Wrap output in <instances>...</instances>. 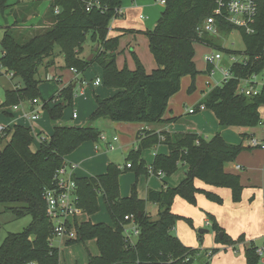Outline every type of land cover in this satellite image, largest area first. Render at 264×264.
Masks as SVG:
<instances>
[{
    "label": "trees",
    "instance_id": "16d2710c",
    "mask_svg": "<svg viewBox=\"0 0 264 264\" xmlns=\"http://www.w3.org/2000/svg\"><path fill=\"white\" fill-rule=\"evenodd\" d=\"M97 1L99 5L87 11L84 0H51L45 14L51 21L49 27L31 37L7 28L0 39V68L10 72L12 77H19L22 83L6 90L3 107L38 99V68L45 58L52 57L56 46L65 67L84 73L96 63L101 73L100 84L116 90L109 97L95 96L96 108L83 125L77 126L58 122L65 106L71 105L73 100L71 85L61 89L59 96L63 102L53 101L52 97L43 103L53 129L49 137L40 140L36 150L30 147L33 142L30 127L15 123L5 128L0 142L7 136L9 139L0 148V205L16 203L7 208L17 216L31 215L32 221L22 231L9 232L4 237L0 244V264H59V249L49 243L52 231L45 215L44 188L52 184L54 172L70 153L85 142L99 140L101 131L93 125L95 120L162 122L168 100L178 92L183 76L189 75L191 79L188 92L195 89V77L199 73L194 62L196 43L213 47L228 56L246 57L245 64L232 63L229 66L232 77L209 89L201 99L202 104L214 113L219 129L231 126L250 128L261 123L259 107L264 106V86L257 95L239 93L237 86L242 78L264 72V0H259L252 32L216 18L219 32L239 31L244 45L242 52L221 46L211 37L212 34L201 30L204 20L213 14L216 0H164V8L154 27L143 32L156 63V68L149 73L135 54L134 69L126 65L118 68V36L108 37V29L111 20L119 15L116 9L120 8L122 0ZM5 3L6 0H0V10ZM56 7L57 13L54 11ZM88 36L92 42L90 60L89 54L82 55ZM208 66L207 70L211 65ZM161 135L163 140L158 134L146 131L137 147L129 152L126 163L130 164L129 168L136 169L137 174H147L140 157L142 150L163 143L168 147V153L156 154L151 163L153 168L168 176L176 171L180 162L187 167L185 177L174 187L149 189L146 198L141 199L134 183L130 194L122 197L119 176L123 169L114 163L108 164L102 174L75 177L78 204L84 214L90 217L99 211L98 197L101 195L112 221V225H108L84 219L76 225L77 238L65 243L94 239L98 254L88 253L87 264H208L216 251L210 249L206 255H201L197 248L185 246L172 234L177 221L185 220L190 226L192 221L173 213L171 205L176 196L194 205L197 193L222 203L221 197L197 188L195 179L211 186L229 188L232 200L239 202L243 189L240 177L224 168L244 147L226 142L220 131L208 139L194 132ZM147 202L157 205L156 219L147 213ZM125 216L132 219H125ZM207 217L220 243L235 248L237 243L245 241L242 235L232 239L212 215L207 214ZM131 221L138 230L134 242L129 240L126 230ZM258 248L252 241L247 242L244 249L246 264H259Z\"/></svg>",
    "mask_w": 264,
    "mask_h": 264
},
{
    "label": "crops",
    "instance_id": "0c3cea01",
    "mask_svg": "<svg viewBox=\"0 0 264 264\" xmlns=\"http://www.w3.org/2000/svg\"><path fill=\"white\" fill-rule=\"evenodd\" d=\"M156 1L122 0L118 17L113 18L110 22L108 37L121 36L126 30L145 32L148 29H152L164 8V4H162L160 0ZM161 5H163V7ZM157 7L159 8L158 10ZM17 8V10L14 7L12 8V13L15 16L24 14V11H22L20 7ZM28 8L29 7H25V12L28 10ZM46 12L47 9L44 10L41 15H37L35 17L32 16V20H38V22L49 21V19L45 16ZM30 13L33 14L34 12ZM149 17L150 22L145 23ZM16 19L13 22H9L5 28L10 27L13 23H18L19 21L17 20L19 19ZM49 22L51 25V21ZM128 36V39H123L121 41L119 47L120 50L129 48V46L134 43V40L135 42L137 41L138 44L142 34H136L134 32L130 33ZM143 42L147 50L148 39L145 38ZM133 53H135V55L137 54L136 56L144 65L146 72L149 73L156 68L154 61L148 60V62H143L144 60L141 54H138L135 51ZM82 55H87V53H85L83 50ZM49 58L51 57L45 58L40 66H45V63H50V65L53 66L52 64H54V62H50V60H48ZM123 65H126L129 69H134L135 67L129 65L127 61L121 64L118 61L117 55L118 68L123 67ZM90 67H92L94 76L92 75V72L89 71L90 69H87L84 73H75L73 70H71V68H69L71 72L70 78L66 81L62 88L54 87L46 93L42 91L43 96L41 95V92H39L40 97H45L42 101V104L52 97H54L53 101L63 102L62 97L59 96V91L71 85L73 91V100L71 103L72 110L69 112L67 118L79 119L75 124L72 125L80 126L87 121L89 115L96 108L95 96L109 97V95L111 96L112 93L115 92V90H113V92L111 89L102 88V86H100L101 84L93 85V81L97 77L100 78L101 73L99 67L95 65V63H93ZM207 71L208 70H205V72ZM220 79L221 77L216 81V83H218ZM85 80H88L89 82H86ZM52 81H61V75L55 73L53 75ZM81 81H85L86 84L82 85ZM190 82L191 79L189 76L187 92ZM84 85L87 86V89L85 90ZM77 87H79V94L82 97L75 99L76 97L74 98V96L76 95L75 90ZM176 93L174 95H176ZM172 98H174L173 95L168 100V112H164L162 122L155 124H147L142 122H114V128L117 132L106 136H103L104 133H101V136L103 137L99 138L101 145L98 144V141L85 142L72 153H70L65 159L67 162H73L77 165V168L75 169V177H88L102 174L105 172L108 164L114 163L123 169V172L119 176L120 195L122 197L128 196L131 192L132 185L135 183V189L138 197L145 199L149 189L161 190L166 187L176 186L185 177L187 171V167L183 162H180L176 171L168 176L165 174L162 176L150 175L148 173L137 174L136 169L126 167V158L129 152L137 147L140 138L145 136L146 131L158 134L161 140H163L161 133L194 132L197 135L208 139L217 131H220L221 136L226 142L241 144L244 147V149L236 156V158L233 161L227 163L224 168L228 173L239 175L240 183L243 187L241 199L239 202H234L231 198V191L229 188L211 186L202 182L201 180L195 179L194 184L197 188L216 194L217 196L221 197L222 203L218 204L217 202L207 199L203 193H197L196 204L192 206L187 204L181 197L176 196L172 202L171 211L175 214L189 218L192 221V227H189L188 225H181V220H179L176 222L173 229L176 231L175 235L185 246L197 248L201 255H203V253L206 255V252L210 249H217L209 258L208 264H246L244 256L245 243L241 242V244L238 246V249H235L234 247L231 248L230 245L216 243L214 241V235H208V225H211V221L207 217V214L212 215L218 226L222 228V230L224 229L226 235L232 239H236L241 235V233H243L245 235V239H247L248 242L252 241L256 246L263 248L264 250V148L261 146L253 147L250 145L251 139H256L261 143H264V106L259 107L261 123H259L257 126L250 127L249 131L247 132H240L241 127L233 128V126H231L224 129H219L218 120L212 110L206 107L202 110L199 108V106L202 104V98L196 100L190 106L184 104L185 114L193 115L198 113L197 116L186 118V115L173 112V110L176 108L174 104H170V100ZM8 107L9 109L4 111L7 112L4 113L6 117H2L0 125L8 127L15 123H19L30 127L32 133V127L31 124H29V121H36L35 129L38 135L44 134L47 137L51 135L53 124L49 119L48 112H46V117L44 120H40L39 117V120H30L23 116V113L26 112L28 107L26 109L21 107V111L18 113L12 112L10 108L11 106ZM189 108H193L194 111L189 113ZM44 110L47 111L46 109ZM73 111L76 112L75 118H72ZM61 121H63V115L58 121L59 124H62ZM243 132L246 134L245 136L242 135ZM129 135H131L130 138L128 137ZM113 136H117L116 141H112ZM110 143L115 145V149L113 151L117 150L118 148V151L123 156H125L123 160L120 159V162H115L119 159L114 160V158L109 156L107 153L110 151L108 149V145ZM167 153L168 147L163 143H158L143 149L140 157L144 161V165L147 166L153 162L154 156L156 154ZM147 203L146 211L152 217L150 212L147 210ZM176 205H178V207H180V209H182L181 211L183 212L177 210L174 207ZM92 217V215L91 217L84 215L85 220ZM131 226L132 224L130 223L128 227ZM197 241L200 243L198 244ZM257 241H260V243H257ZM89 253L93 255L91 252ZM259 264H264V261L260 260Z\"/></svg>",
    "mask_w": 264,
    "mask_h": 264
},
{
    "label": "rangeland",
    "instance_id": "374dc122",
    "mask_svg": "<svg viewBox=\"0 0 264 264\" xmlns=\"http://www.w3.org/2000/svg\"><path fill=\"white\" fill-rule=\"evenodd\" d=\"M156 2H158V1H156ZM50 4H51V0H6V6L2 10H0V39L4 35V32L7 28L12 29L16 33L22 34L24 37H31L40 31L42 32L44 29H46L47 27L50 26V22L49 21L38 22V20L33 21L32 16L35 17L37 15H41L44 12V10L49 9ZM161 6L163 7V5H161ZM13 7L16 10L18 9L17 7H20V9L22 11H24V14L19 15V16H15L12 13ZM25 7H29L26 12H25V10H26ZM158 9L159 8L157 7V10ZM30 12H34V13L32 14ZM16 17L19 20H17ZM15 19L19 22L13 23L10 27L5 28V26L9 22H13ZM142 21H144V20H142ZM148 22H150V17L148 20L145 21V23H148ZM124 32L125 33L123 35L118 36V48H117L118 54L117 55H118V61L121 64H123L127 61V63L129 65L134 67L135 66V62H134V54L135 53H133L134 51L138 54H141V56H143V60H144L143 62H148V60L154 61L153 56L150 53L149 48L147 47V50L145 48L143 41L145 40V38L147 39V36L143 32L131 31V30H126ZM134 32L136 34H140V33L142 34V36L139 40V43L137 44V41L135 42V40H134L133 41L134 43L131 46H129V48H125L124 50H120L119 47H120L121 41L123 39L124 40L128 39V37H129L128 35H130V33H134ZM212 36L214 37L215 42L219 43L221 46H225L226 48L236 50L239 52H242L244 49V45H243V42L241 40L239 31L236 29H233L231 32H229L227 34H223L222 32L218 31L216 34H212L211 37ZM91 46H92V42L88 36L86 41L83 44V50L85 51V53H87V54L89 53V55L91 54L90 53ZM138 47H139V49H138ZM213 49H214L213 47H210V46H207L204 44H200V43H196L194 45V50H195L194 62H195L196 69L199 71V73L195 77V89L191 92H187V86L189 83V75H185L181 78L179 91L176 93V95H173L174 98H172L170 100V104H172V105L174 104L175 108H176L173 110L174 113H181L182 115H186L185 118L186 117H194V116L198 115V113H195L193 115L185 114L184 104H186L187 106H190L193 102L202 98L204 96V94L209 89L214 87L216 81L219 80V78L221 77V74L219 73V71L215 70L216 67H213V66H211L209 68V71L211 69H214V71H215L214 74H209L210 72L209 73L205 72V70H207V68L209 66H207L206 62L204 61L203 56L205 53H207L208 51L213 50ZM0 55H1V51H0ZM228 58H229L228 55L223 54V61H222L223 65L226 62H228ZM236 58L241 59L240 55L236 56ZM48 60H50V62H54V64H52L53 66H51L50 63H48V64L45 63V66H40L38 68V72L36 74L37 79L40 80L38 88H39V92H41V95H42V91H44L46 93V92H49L54 87L62 88L64 86V84L66 83V81L70 78V75H71L69 68L65 67L63 56H62V54L59 53V49L57 46L54 49V53H53L52 57L49 58ZM154 63H155V61H154ZM116 64H117V56H116ZM95 65H97V64L95 63ZM88 69H90L89 71L92 72V67H89ZM55 73H57L58 75L59 74L61 75V81H59V82L52 81L53 75ZM92 75L94 76V72H92ZM259 77H262V75H259ZM85 81L89 82L88 80H85ZM14 84L15 85L19 84L21 86L22 83H21L20 78L19 77H12V74L10 72H6L4 69L0 68V123L2 121V117H6L4 115V113H7V112H4V111L9 109V107L5 108L1 105L6 100V90L12 89L14 87ZM100 86H102V85H100ZM84 87H85L84 90L87 89L86 85H84ZM102 88H105V87L102 86ZM105 89H108V88H105ZM111 90L113 91L114 89H111ZM75 91H76V93H75L76 95L74 94L75 95L74 98L76 97L75 99L82 97L79 94V87H77ZM115 92H116V90H115ZM115 92L112 93V95L115 94ZM44 98L45 97H40V95H39L38 96V106L39 107L36 106L39 109V119L40 120L45 119L46 112H47L43 108H41V106H40L42 104V101L44 100ZM29 101L30 100H27V101L19 104L16 108L11 106L10 107L11 111L14 113H18L19 111H21L20 110L21 107H24L26 109L28 104H29ZM52 102L53 101H51L50 104H52ZM74 103H76V102H74ZM71 110H72L71 105H67L65 107V109L63 111V121H61V123L63 125H72V124H75L77 120H79V119L67 118L68 114ZM165 112H168L167 107H166ZM189 119H192V118H189ZM35 123H36V121H29V124H31L32 131H33L32 132L33 133V142L31 144V147L33 150L37 149V147L40 143V137L46 136L44 134H39V135L37 134L36 129H35ZM93 125H95L101 131L102 134L104 133L103 136L111 135V134L117 132L116 129L114 128V126H115L114 122L110 121L108 119H105V118H99V119L95 120L93 122ZM234 127H237V128L241 127L240 132L249 131L248 127L233 126V128ZM244 132L242 134H244ZM130 136L131 135H129L128 137L130 138ZM8 139H9V136H7L5 139L1 140L0 148L2 147L4 142ZM98 144L101 145L100 140H98ZM132 147H134V146H132ZM107 153L109 154V156L113 157L114 160L119 159V160H116L115 162H120L125 157L118 151V148L115 151L112 150V151H108ZM187 204L192 205L190 203H187ZM218 204H220V203H218ZM11 205H16V203H4V204L0 205V244H1L2 240L4 239V237L9 232H20L23 229H25L32 221V217L29 214L17 216L13 212H11V210H9L7 208L8 206H11ZM174 207L177 210H180V211L182 210V209H180V207H178V205H176ZM147 210H148V212H150L153 219L157 218V205L155 203L148 202L147 203ZM181 212H183V211H181ZM92 216H93L92 218H89L91 220V222H103V223H106L108 225H112L111 218H110V216L106 210V207H105V204L103 202V198L101 195H99V211L96 214H93ZM83 219H84V217H83ZM180 224L181 225H188L189 227H192L185 220H181ZM208 226H209L208 227V229H209L208 235H210V236L214 235V239H215L214 241L216 243H220L218 240H216V236L218 234L212 229L211 225H208ZM196 231H197V229H196ZM223 231H225V230L223 229ZM171 232L174 235L176 234L175 229H172ZM241 235L245 237V235L243 233H241ZM197 236H198V234H197ZM135 240H136V236L132 235L131 241L134 242ZM66 242H67L66 240L61 241L59 238H55L52 241V244L59 249V264H87L89 252H91L93 255L98 254V249H97V246H96L94 239H90V240H87L85 242L78 241V242H74L71 244H65ZM247 242H248L247 239H245V241L243 243H245V245H247ZM197 243L199 244L200 242L197 241ZM257 243H260V241H257ZM220 244H222V243H220ZM240 244L241 243H237L235 249H238V246ZM222 245H224V244H222ZM228 245H230V247L233 248V246L231 244H228ZM215 250H217V249H215ZM27 264H34V263H27Z\"/></svg>",
    "mask_w": 264,
    "mask_h": 264
},
{
    "label": "built area",
    "instance_id": "2783aa9c",
    "mask_svg": "<svg viewBox=\"0 0 264 264\" xmlns=\"http://www.w3.org/2000/svg\"><path fill=\"white\" fill-rule=\"evenodd\" d=\"M164 4V0H160ZM216 6L213 10V14L207 17L201 27L202 31H206L210 34H216L218 28L216 25V18L220 17L229 24L243 28L246 32H252V25L255 21L259 0H216ZM94 5L98 6L99 2L97 0H84V7L89 11ZM55 13L58 12L57 7L55 8ZM116 13H120V8L116 9ZM228 62L224 65L223 53L218 50H210L204 54L203 58L207 66L211 65L216 67L215 70H218L221 74V79L215 85H220L223 82H226L232 77L229 66L234 62H240L245 64L246 57L243 55L240 56L241 59H237L235 55L228 56ZM75 73L76 70L71 68ZM209 74H214V69L207 71ZM262 75V77H259ZM101 80L99 77L95 78L93 85H99ZM81 84H86L85 81H81ZM264 86V72L261 74L253 73L245 78L240 80V83L237 86V91L239 93H244L245 95H257L261 92V89ZM21 104V103H19ZM19 104L13 105L16 108ZM38 99H32L29 101L28 109L23 116L30 120H36L39 117ZM41 108L43 104L40 105ZM199 108L202 110L205 108L204 104H201ZM193 108H189L188 112L192 113ZM76 117V112H72V118ZM6 126L0 125V137L3 136ZM101 136V135H100ZM46 137L41 136L40 140H43ZM100 138H103L102 136ZM117 136L112 137V141H116ZM251 146H261L264 148V143L256 139L250 140ZM110 151L115 149V145L110 143L108 145ZM126 167H130L129 163L125 164ZM77 165L73 162L65 161L56 171L54 172L52 184L47 186L43 190V200L45 202V215L49 222L51 223V237L49 238L50 245L52 244L53 239L59 238L61 241L74 240L77 238L76 225L80 221H83L84 212L83 209L78 204V195H77V185L75 181V169ZM147 173L150 175L162 176L164 173L162 170H155L152 164L146 166ZM125 219H132L131 216H125ZM132 226L126 227L128 230L129 240L131 241L132 235L137 236L138 230L134 223L131 221ZM132 242V241H131ZM263 248H258L257 253L260 257V260L264 261ZM209 255V252L207 253Z\"/></svg>",
    "mask_w": 264,
    "mask_h": 264
},
{
    "label": "water",
    "instance_id": "95a60500",
    "mask_svg": "<svg viewBox=\"0 0 264 264\" xmlns=\"http://www.w3.org/2000/svg\"><path fill=\"white\" fill-rule=\"evenodd\" d=\"M91 57H92V54H90V55L88 56V60H90V59H91Z\"/></svg>",
    "mask_w": 264,
    "mask_h": 264
}]
</instances>
